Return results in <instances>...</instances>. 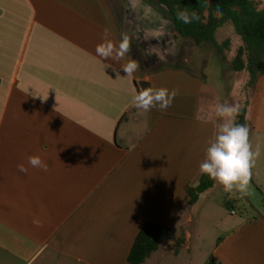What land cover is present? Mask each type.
<instances>
[{
  "label": "crops",
  "instance_id": "crops-1",
  "mask_svg": "<svg viewBox=\"0 0 264 264\" xmlns=\"http://www.w3.org/2000/svg\"><path fill=\"white\" fill-rule=\"evenodd\" d=\"M167 14L147 0H0V264H131L147 222L170 232L143 264H264L249 195L218 238L189 234L215 187L189 203L218 167L217 122L202 114L203 79L165 65L192 60ZM246 104L264 188V75Z\"/></svg>",
  "mask_w": 264,
  "mask_h": 264
},
{
  "label": "rangeland",
  "instance_id": "rangeland-1",
  "mask_svg": "<svg viewBox=\"0 0 264 264\" xmlns=\"http://www.w3.org/2000/svg\"><path fill=\"white\" fill-rule=\"evenodd\" d=\"M147 1L166 12L155 3ZM255 1L259 8L263 6L264 0ZM167 15L170 17L169 14ZM216 39L218 43L230 39V46L219 53L212 45L198 47L188 40H177V54L192 60L185 63L180 61L165 63L169 66L181 64L203 79L202 114L217 122L219 152L216 158L218 167L214 171L215 187L206 192L194 205V214L197 218L189 228V234L193 237L196 234L202 236L204 244H207L212 237L220 236L217 225L224 217L230 216L232 210L237 216L247 214L242 205L234 206L235 200L241 202V199L249 195L252 209H249L248 214H260L264 217V188L255 187L254 181L251 180L253 172L251 173L246 167L249 162L253 163L254 173L260 180L258 159L262 149L246 130L229 139L230 130L236 120V111L246 105L253 91V87L247 85L248 72H235L231 65L242 42L230 23L218 31ZM179 45H183L182 48ZM229 198L231 200L226 201ZM226 202H230L231 205L227 206Z\"/></svg>",
  "mask_w": 264,
  "mask_h": 264
},
{
  "label": "trees",
  "instance_id": "trees-1",
  "mask_svg": "<svg viewBox=\"0 0 264 264\" xmlns=\"http://www.w3.org/2000/svg\"><path fill=\"white\" fill-rule=\"evenodd\" d=\"M166 10L173 20V36L176 40H188L195 46L212 45L219 53L230 46L231 40L218 43L217 32L226 24H232L241 39V45L232 60L235 72L249 74L248 86H255L264 75V6L259 8L255 0H149ZM247 104L238 109L229 139L246 127ZM249 170V165H246ZM215 177L205 171L197 183L188 186L189 203L194 205L204 192L213 188ZM230 206V202L225 203ZM170 228L147 222L140 229L128 256L131 264H143L165 241ZM186 244L185 237L172 246L177 254ZM206 264H222L211 256Z\"/></svg>",
  "mask_w": 264,
  "mask_h": 264
},
{
  "label": "water",
  "instance_id": "water-1",
  "mask_svg": "<svg viewBox=\"0 0 264 264\" xmlns=\"http://www.w3.org/2000/svg\"><path fill=\"white\" fill-rule=\"evenodd\" d=\"M141 88V93L143 96L147 97L149 95V83L146 81H142L139 83Z\"/></svg>",
  "mask_w": 264,
  "mask_h": 264
},
{
  "label": "built area",
  "instance_id": "built-area-1",
  "mask_svg": "<svg viewBox=\"0 0 264 264\" xmlns=\"http://www.w3.org/2000/svg\"><path fill=\"white\" fill-rule=\"evenodd\" d=\"M231 213H232V214H235V211L232 210Z\"/></svg>",
  "mask_w": 264,
  "mask_h": 264
}]
</instances>
